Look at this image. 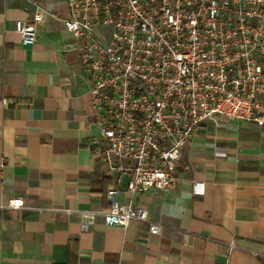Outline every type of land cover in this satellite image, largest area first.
Returning a JSON list of instances; mask_svg holds the SVG:
<instances>
[{
  "label": "crops",
  "instance_id": "crops-1",
  "mask_svg": "<svg viewBox=\"0 0 264 264\" xmlns=\"http://www.w3.org/2000/svg\"><path fill=\"white\" fill-rule=\"evenodd\" d=\"M36 8V42L21 45L14 24ZM67 16L65 0H0V264H264V126L204 123L168 191L126 192L90 151L99 125ZM113 187L157 235L104 223Z\"/></svg>",
  "mask_w": 264,
  "mask_h": 264
},
{
  "label": "built area",
  "instance_id": "built-area-1",
  "mask_svg": "<svg viewBox=\"0 0 264 264\" xmlns=\"http://www.w3.org/2000/svg\"><path fill=\"white\" fill-rule=\"evenodd\" d=\"M65 2L99 125L90 151L103 171L126 175V192L168 191L204 123L264 126V0ZM37 8L14 24L21 45L36 42ZM106 193V225L136 220L158 234L144 207L119 203L117 188ZM23 206L21 197L6 205Z\"/></svg>",
  "mask_w": 264,
  "mask_h": 264
}]
</instances>
